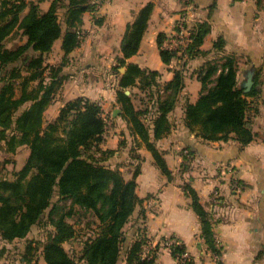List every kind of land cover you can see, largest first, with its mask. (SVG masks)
<instances>
[{
    "label": "trees",
    "instance_id": "trees-1",
    "mask_svg": "<svg viewBox=\"0 0 264 264\" xmlns=\"http://www.w3.org/2000/svg\"><path fill=\"white\" fill-rule=\"evenodd\" d=\"M102 1L53 0L43 11L34 0H0V134L13 151L21 145L30 147L16 177H0V235L7 240L24 238L45 219L51 225L42 244L47 264H117L127 238L125 226L142 201L137 193L139 169L127 179L119 168L104 163L103 155L114 150L101 147L107 118L100 102L80 95L66 101L55 120L45 118L61 85L67 58L85 38L84 13L96 11ZM61 8H66L64 19L60 17ZM153 8L154 3L149 1L127 24L121 40L123 56L119 57V65L127 68L121 73L119 66H114L120 73L117 100L132 134L140 137L152 152L155 164L172 178L156 140L172 128L168 114L185 86L184 71L175 68L173 78L162 83L158 70L127 60L139 51ZM95 20L101 23V19ZM210 31L208 20L195 23L191 42L183 53L188 58L206 53L201 45ZM18 36L21 42L9 45ZM59 38L64 56L55 66L46 63V55ZM166 39L164 32L159 33L157 44L163 61L170 63L177 50L165 45ZM224 45L222 36L214 42L217 49ZM239 62L235 53L223 54L198 71L200 95L195 102H187L185 123L204 140H227L234 134L247 143L253 137L248 115L253 106L250 97L257 90L254 85L246 91L239 81ZM136 85L145 94L140 97L141 108L135 106L133 92L126 93ZM154 108L157 113L151 135L143 117ZM183 189L200 218L205 243L217 254L218 264H225L220 258L211 213L191 182H184ZM142 229L138 228L137 238L126 251V264H156L159 246L143 256L148 237ZM79 239L80 249H67L66 243ZM33 242L28 253L38 248ZM171 251L177 264H195L191 257L184 256V243H172ZM31 261L26 257V264Z\"/></svg>",
    "mask_w": 264,
    "mask_h": 264
},
{
    "label": "crops",
    "instance_id": "crops-1",
    "mask_svg": "<svg viewBox=\"0 0 264 264\" xmlns=\"http://www.w3.org/2000/svg\"><path fill=\"white\" fill-rule=\"evenodd\" d=\"M34 1L45 11L53 0ZM149 1L154 3L149 26L139 51L127 60L158 70L162 83L173 78L175 68L184 71L185 86L168 114L172 128L156 140L172 171V178L155 164L152 152L140 137L132 134L117 100L119 76L111 71L116 58L123 56L121 40L127 24ZM65 11L66 8L59 10L63 19ZM96 18L101 19V23H97ZM83 19L85 38L69 54V57H76L79 69L75 73L70 68L64 71L65 81L74 83L69 85L72 88L70 97L58 101L54 117L66 101L77 96L97 100L107 118L101 147L114 150L103 155L104 163L119 168L127 179L139 169L137 193L142 201L125 226L127 238L117 264H126V251L137 238L138 228L144 229L153 248L159 246L156 264L178 263L167 241L184 243L195 264H218L217 254L208 248L202 237L201 221L184 192V182L192 183L211 213L224 263L264 264V0H103L96 11H86ZM203 20L211 24V31L201 45L206 53L188 58L183 53L186 47L182 46L170 63L164 62L157 44L158 34L164 32L167 35L165 44H168L181 24L191 30L195 23ZM220 36L225 39V45L217 49L214 42ZM54 46L63 57L62 39L59 38ZM229 53L239 56L238 78L243 85L248 71L254 70L253 86L257 94L250 97L253 106L248 115V128L253 137L247 143L234 134L227 140H204L185 123L187 102H195L200 95L198 71L208 61ZM91 72L99 74L95 81L85 78L86 73ZM129 90L128 94L133 92L135 106L141 108V100L137 103L133 98L141 95ZM156 113L154 108L143 117L151 135ZM186 150L191 154L186 155ZM234 180L240 183V189L233 186ZM46 237L39 225H34L24 238L7 240L0 235V264H26V257L32 258L31 264H47L42 252ZM31 241L38 248L28 253ZM77 243L81 248L80 239Z\"/></svg>",
    "mask_w": 264,
    "mask_h": 264
},
{
    "label": "rangeland",
    "instance_id": "rangeland-1",
    "mask_svg": "<svg viewBox=\"0 0 264 264\" xmlns=\"http://www.w3.org/2000/svg\"><path fill=\"white\" fill-rule=\"evenodd\" d=\"M19 43L21 42V39L19 38V36L15 39H13V41L9 42V44H14V43ZM55 48L46 55V63L51 64V65H58L62 62V55L59 52L58 48L56 46H54ZM129 62V61H128ZM120 61L119 58H116L115 64L112 65V73L114 74V76H120V73H117L116 70L114 69V66L119 68V71L121 73H124L126 71L127 66H120ZM77 63H76V57L74 58V56H70L69 58H67L66 60V64L64 66L65 69H63L61 76H63L62 78V82L61 85L59 87V89L56 91L55 93V98H54V103H52V105H50L45 112V118L46 121H53L56 118L54 117L55 115V111L57 110V107L59 105L58 101H65L68 97H70V91L72 90V88L69 87L70 84H73L74 82H71L69 84L68 80L65 81L66 75L64 74V71L67 70V68H70L73 72L75 73V70L77 71ZM99 74L95 73V72H91L90 74L86 73V77L85 78H89L88 80L91 81H95V77H98ZM79 81V80H78ZM76 81V82H78ZM63 84H66V87H63ZM68 85V86H67ZM131 89L134 90L136 95H142L144 96V91H142L137 85L136 86H132ZM137 90V91H135ZM68 92V93H67ZM73 93V92H72ZM133 98H135L136 102L138 103L139 100H141V98L139 97H135L133 96ZM145 103L147 101V98L142 99ZM57 101V102H56ZM1 129V128H0ZM30 153V147L28 145H21L17 148L16 151H13L9 148V146L7 145L5 139L1 136L0 134V177H7V178H11L14 179L16 177V174L18 172V170H20L22 168V166L24 165V163L26 162V159L28 157ZM98 157H101V154H98ZM56 198V196H55ZM54 198V199H55ZM40 227V230L42 229V232L45 233V237L47 235V230L51 229V225H48L47 222L45 221V219H42L40 224H37ZM77 228H80V225H77ZM66 247L67 249H69L70 251H72L73 249H80L79 248V244L77 243V241H73L70 243H66ZM81 264H84L83 261H81Z\"/></svg>",
    "mask_w": 264,
    "mask_h": 264
},
{
    "label": "built area",
    "instance_id": "built-area-1",
    "mask_svg": "<svg viewBox=\"0 0 264 264\" xmlns=\"http://www.w3.org/2000/svg\"><path fill=\"white\" fill-rule=\"evenodd\" d=\"M190 42H191V30H189L185 24H181L179 26V29L176 32L175 37L171 40L170 43L165 44V45H167L169 48H173V49L178 50L182 46L186 47L188 45V43H190ZM186 152H188V150H186ZM233 186L236 189H240L241 188V185H240V183L237 180L233 181ZM172 243H173L172 241H167L166 242V244L169 247L172 245ZM153 246L154 245L151 243V241H147V243H146V245L144 247L145 249H144L143 256L150 255ZM184 256L189 258V254H188L187 251L184 253Z\"/></svg>",
    "mask_w": 264,
    "mask_h": 264
},
{
    "label": "water",
    "instance_id": "water-1",
    "mask_svg": "<svg viewBox=\"0 0 264 264\" xmlns=\"http://www.w3.org/2000/svg\"><path fill=\"white\" fill-rule=\"evenodd\" d=\"M253 84H254V70H249L248 74H247V80L244 83L245 90L249 91L253 87ZM129 92H130V90L127 89L126 93H129ZM118 111H119V109H117L115 111V114H117Z\"/></svg>",
    "mask_w": 264,
    "mask_h": 264
}]
</instances>
